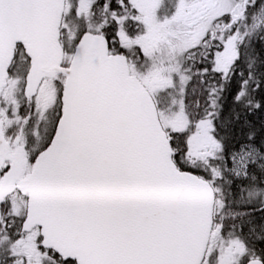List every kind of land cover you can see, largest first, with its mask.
<instances>
[{
    "label": "snow or ice",
    "instance_id": "1",
    "mask_svg": "<svg viewBox=\"0 0 264 264\" xmlns=\"http://www.w3.org/2000/svg\"><path fill=\"white\" fill-rule=\"evenodd\" d=\"M258 110L264 0H0V264H264Z\"/></svg>",
    "mask_w": 264,
    "mask_h": 264
},
{
    "label": "trees",
    "instance_id": "2",
    "mask_svg": "<svg viewBox=\"0 0 264 264\" xmlns=\"http://www.w3.org/2000/svg\"><path fill=\"white\" fill-rule=\"evenodd\" d=\"M232 87H233V91H234L236 84L233 83ZM226 97H227V101H226V108H227V106L230 105V102H231V94L226 93ZM256 117L257 118L259 117L261 119V122H259V120ZM249 119L256 125L257 128L264 126V110H258L253 115L249 116Z\"/></svg>",
    "mask_w": 264,
    "mask_h": 264
},
{
    "label": "rangeland",
    "instance_id": "3",
    "mask_svg": "<svg viewBox=\"0 0 264 264\" xmlns=\"http://www.w3.org/2000/svg\"><path fill=\"white\" fill-rule=\"evenodd\" d=\"M256 118H257V117H256ZM257 119L259 120V122H261V119H260L259 117H258ZM262 124H263V123H262Z\"/></svg>",
    "mask_w": 264,
    "mask_h": 264
}]
</instances>
